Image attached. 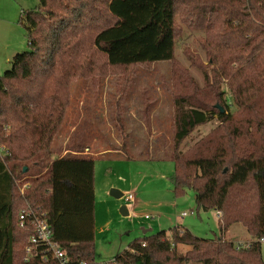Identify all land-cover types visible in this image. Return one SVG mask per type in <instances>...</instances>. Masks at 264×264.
I'll use <instances>...</instances> for the list:
<instances>
[{
  "label": "trees",
  "instance_id": "16d2710c",
  "mask_svg": "<svg viewBox=\"0 0 264 264\" xmlns=\"http://www.w3.org/2000/svg\"><path fill=\"white\" fill-rule=\"evenodd\" d=\"M19 23L30 51L18 53L0 78V264H57L24 261L31 235L18 226L24 209L46 214L69 264H97L96 159L70 154L50 161L70 87L77 79L95 88L116 79L113 122L127 153L128 89L137 69L164 62L174 70V195L193 191L197 210L216 211L220 236L199 238L174 228L135 240L108 263L264 264V0H39L22 11ZM182 25L204 34L206 62L187 54L203 74V87L176 61ZM208 123L216 125L182 151L183 142ZM238 224L253 242L224 239ZM178 245L191 250L180 257Z\"/></svg>",
  "mask_w": 264,
  "mask_h": 264
},
{
  "label": "rangeland",
  "instance_id": "374dc122",
  "mask_svg": "<svg viewBox=\"0 0 264 264\" xmlns=\"http://www.w3.org/2000/svg\"><path fill=\"white\" fill-rule=\"evenodd\" d=\"M12 1L18 2L17 5H24L22 11L34 9L39 5V0H0V12H7ZM22 11L19 13L18 24L24 31V45L20 51L28 52L30 48L26 31L19 23ZM182 28L183 33L176 42V61L187 67L191 76L200 87H203V74L191 66L187 54L195 61L206 62L202 49L204 34L200 31L188 30L183 25ZM0 34H2L0 36L1 52V47L5 45V36L9 37L11 33L3 30ZM14 37L22 39L21 31L15 33ZM3 64L0 61L2 74L10 69L9 64L1 68ZM173 77L174 70L167 62L137 69L123 105L127 153L122 150L124 141L113 122L117 100L116 79L107 78L97 88L90 80L85 79H77L71 84V101L62 127L52 143L50 161L70 154L89 155L96 159L94 189L98 219L95 246L97 256L99 258L100 255L103 262H110L118 252L126 250L135 240L152 236L163 230L170 234L176 227L188 229L199 238L212 239L220 236V220L217 212L197 210L193 191H186V194L180 198L170 195L171 178L175 172L174 163L170 159L173 146V97L171 95L174 87ZM222 89L225 90L226 97L230 98L226 82ZM147 107V117L129 116L131 111H138L141 114V110ZM235 111L236 107L232 106L230 112L233 114ZM145 125L147 129L144 128ZM215 125L216 123H208L196 128L183 142L182 151L190 148ZM106 152L108 153L103 155ZM128 154L137 159L134 161L127 159ZM111 184L120 185L122 193L130 189V186H132L131 190L139 189L136 192L137 198H141L146 204L141 206L143 211H140V215L143 219L140 217L125 219L122 216L123 200L111 196V188H109ZM170 199L173 202L168 211L172 222L166 224L164 205H168ZM110 205L113 206V211L109 215ZM180 213H186L187 216L181 217ZM145 216L149 217L150 221H145ZM112 218L113 224L110 227L105 226L107 220ZM159 222L164 225L163 229L157 227L153 231L150 230ZM237 226H240L242 233L236 230L237 227H231L226 233L227 241L246 246L248 240L253 238L247 235L242 225ZM146 230L148 232L144 234ZM182 246L186 247V245ZM187 248L178 255L180 257L185 255ZM261 253L264 259V241L261 243Z\"/></svg>",
  "mask_w": 264,
  "mask_h": 264
},
{
  "label": "crops",
  "instance_id": "0c3cea01",
  "mask_svg": "<svg viewBox=\"0 0 264 264\" xmlns=\"http://www.w3.org/2000/svg\"><path fill=\"white\" fill-rule=\"evenodd\" d=\"M15 1V0H14ZM18 3V2H17ZM17 3H15V2H10V4H9V9H8V11L7 12H5V11H3V12H0V25H1V29H0V33H1V31L3 32V30L4 31H7V32H9V33H11V36H9V37H6L5 36V45H3L2 47H1V52H0V61L2 62V63H4L3 64V66L1 67V68H4V66H5V64H9L10 65V67H11V62H12V60H13V58L18 54V53H21V52H24V51H20V50H22V48H23V45H24V42H23V37H24V31H23V29H22V27L18 24V18H19V13L23 10V7H24V5H21V4H19V5H17ZM23 4V3H22ZM16 5V6H15ZM3 13V14H2ZM4 26H5V28H4ZM17 29H19V30H17ZM22 29V30H21ZM19 31H21V33H22V39H19V38H15L14 37V34L15 33H18ZM2 34H0V36H1ZM6 72V71H5ZM4 72V73H5ZM0 74H2L1 72H0ZM3 75V74H2ZM125 101V100H124ZM123 105H124V103H123ZM124 107V106H123ZM129 116L130 117H137V116H141V117H147L148 116V107H147V109H142L141 110V114H139V112L137 111V112H133V111H131L130 112V114H129ZM123 117H124V109H123ZM145 129H147V127H146V125H145V127H144ZM141 132V131H140ZM137 146V145H136ZM123 147V146H122ZM138 147V146H137ZM87 150V149H86ZM108 152H106V153H104L103 155H106ZM62 157V156H61ZM59 158V157H58ZM133 159V161L134 160H136L137 158H132ZM132 161V162H133ZM94 177H95V173H94ZM95 179V178H94ZM138 184L140 185L141 184V181L140 182H138ZM172 184V183H171ZM129 185H132V184H129ZM131 187L132 186H130V189H128L127 191H125V193H122L121 192V190H122V187L120 186V185H114V184H111V185H109V188H111L110 189V194H111V196L112 197H114L112 194L114 193L116 196H117V198L116 197H114V198H116V199H118V200H123L122 201V204H123V206H122V208H121V214H122V216L125 218V219H130L131 217L132 218H141V219H143L142 218V215H140V211L142 210L143 211V209H141V206H143V205H146L145 204V202H143L142 200H141V198L140 199H138L137 198V195H136V192L137 191H139V189H132V190H134V191H132L131 190ZM94 188H95V180H94ZM172 193V194H171ZM170 193V195H173L174 197H175V195H174V190H173V185H172V192ZM96 194V193H95ZM130 194H132L133 195V197H134V199H133V201L132 202H126L125 201V197L127 196V195H130ZM173 202V200L172 199H170V202L168 203V205H164L165 207H166V224L167 223H169V222H172V219L170 218V213H169V211H168V209H169V207L171 206V203ZM110 204V203H109ZM168 207V208H167ZM140 208V209H139ZM112 211H113V206H109V208H108V214L110 215L111 213H112ZM181 214V213H180ZM147 216V215H146ZM144 217V219H145V221L146 220H148V221H150V218L149 217ZM181 217L183 216L182 214L180 215ZM183 217H185V216H183ZM152 218V217H151ZM97 219H98V211H97V207H96V205H95V240H96V223H97ZM113 218L112 219H109V220H107V222H106V224H105V226H107V227H110L112 224H113ZM152 226V225H151ZM164 225H161V223L159 222V224H154L153 226H152V228L150 229V230H154L155 228H157V227H159L160 229H163L164 227H163ZM232 227H237L236 228V230L238 231V232H241L242 233V229L240 228V226H237V225H234V226H232ZM176 228H179V227H176ZM239 229V230H238ZM149 230V231H150ZM148 232V230H146L145 232H144V234H146ZM160 232H166V231H160ZM160 232H158V233H160ZM228 232V231H227ZM226 232V233H227ZM158 233H156V234H158ZM226 233L224 234V239H226V240H228L227 239V237H226ZM155 235V234H154ZM247 235H248V233H247ZM251 237V236H250ZM253 238V237H252ZM254 241V239H251L250 241L248 240V242H247V244H249V243H251V242H253ZM235 243V242H234ZM237 244V243H236ZM241 244V243H240ZM188 247V248H187ZM186 248H187V252L185 253V255L191 250V247H189V246H186V247H184V246H182V245H178L177 247H176V251H177V254H180V252L181 251H184V250H186ZM185 255H183V256H185ZM114 258H112V260H113ZM111 260V261H112ZM96 262L97 263H99V264H103V263H108V262H103V261H101V259H100V255H99V258H98V256H97V253H96Z\"/></svg>",
  "mask_w": 264,
  "mask_h": 264
},
{
  "label": "built area",
  "instance_id": "2783aa9c",
  "mask_svg": "<svg viewBox=\"0 0 264 264\" xmlns=\"http://www.w3.org/2000/svg\"><path fill=\"white\" fill-rule=\"evenodd\" d=\"M1 77L2 74H0ZM133 199L132 194L125 197L126 202H132ZM182 215L187 216L186 213ZM18 226L20 229L28 230L31 233L25 247V262L32 258H38L43 262L55 261L57 264H69L65 252L53 240L52 226L48 222L45 213L34 209H24L19 214ZM79 264L88 263L80 261Z\"/></svg>",
  "mask_w": 264,
  "mask_h": 264
},
{
  "label": "water",
  "instance_id": "95a60500",
  "mask_svg": "<svg viewBox=\"0 0 264 264\" xmlns=\"http://www.w3.org/2000/svg\"><path fill=\"white\" fill-rule=\"evenodd\" d=\"M222 112H223V110H222ZM112 195L117 198V196L114 193Z\"/></svg>",
  "mask_w": 264,
  "mask_h": 264
}]
</instances>
